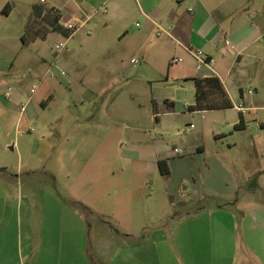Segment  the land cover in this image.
Wrapping results in <instances>:
<instances>
[{"label":"rangeland","instance_id":"rangeland-1","mask_svg":"<svg viewBox=\"0 0 264 264\" xmlns=\"http://www.w3.org/2000/svg\"><path fill=\"white\" fill-rule=\"evenodd\" d=\"M102 1L83 0L89 13L85 20L93 16L82 25L73 0H0V177L8 188L5 196L36 201L54 194L89 219L88 208L97 200L110 209L114 200L126 208L128 201L151 198L152 214L162 210L160 215L169 218L182 209L174 201L178 180L160 174L158 159L174 148L190 155L196 154L192 147L202 146L200 167L216 161L228 170L237 186L235 200L264 203V58L253 61L245 54L228 79L226 65L214 58L213 67L226 78L236 105L248 107L244 112H189L195 98L189 77L199 71L185 60L171 64L174 44L158 38L142 20L138 1L145 5L144 0H108V14L100 10ZM34 6L45 9L41 16ZM52 7L78 30L68 40L53 34L24 47L25 27L31 34L44 32L61 16ZM66 41L58 53L56 45ZM41 46L47 49V62L35 70L24 59L38 56ZM220 47L224 54H235L225 41ZM255 47L264 55V42ZM52 63L59 68L55 77L47 74ZM166 99L176 107L172 113H166ZM241 113L245 127L239 129ZM135 225L139 232L154 223Z\"/></svg>","mask_w":264,"mask_h":264},{"label":"crops","instance_id":"crops-1","mask_svg":"<svg viewBox=\"0 0 264 264\" xmlns=\"http://www.w3.org/2000/svg\"><path fill=\"white\" fill-rule=\"evenodd\" d=\"M73 1V11L80 15L77 20H85V14L89 13L83 0ZM89 1L95 3L98 0ZM144 2L145 5L138 1L142 20L154 28L155 35L156 23L171 27L172 36L160 38L174 44L175 52L187 61L193 72L197 71L195 60L186 47L203 50L212 58L213 64L216 56L226 65L227 79L232 76L234 65L246 60L245 54L253 61L264 58L255 47L258 42H264L260 40L264 35V0ZM102 3L108 5V0ZM52 8L60 12L62 20L61 9ZM53 34L65 37L54 31L47 39H38L24 47L45 42ZM222 41L231 45L235 54H224L220 47ZM46 52V47H39L38 56L28 55L25 64L32 62L34 69L39 70L47 62ZM177 54L172 58L178 57ZM216 72L233 104L228 109L243 104L236 105L226 78ZM199 76L200 73L194 72L190 81ZM246 96L244 92L242 98ZM195 101L196 95L192 105ZM166 104V113H172L174 103L166 99ZM241 114L236 125L244 119ZM156 121H160L159 113H156ZM191 150L196 154L178 155L164 151L158 159V162L165 160L170 169L169 175H164L158 164L160 174L176 176L178 180L174 201L181 204L182 209L169 218L160 215L162 210L152 214L151 198L128 201L126 208L114 200L110 209L102 205L101 199L97 200L94 207L90 205L91 209L84 206L88 208V214L93 215L90 219L73 210L69 201L54 194L36 201L9 200L0 177V264H264V203L235 200L234 176L220 168L216 161L212 166L200 167L203 147L195 146ZM3 172L1 170L0 175ZM94 192L99 198L98 191ZM251 194L254 193H248V197ZM101 214L113 219H103ZM136 223L154 225L137 232Z\"/></svg>","mask_w":264,"mask_h":264},{"label":"trees","instance_id":"trees-1","mask_svg":"<svg viewBox=\"0 0 264 264\" xmlns=\"http://www.w3.org/2000/svg\"><path fill=\"white\" fill-rule=\"evenodd\" d=\"M51 9L52 11H54V8ZM34 10H35V15L41 16V14L45 9H43V7L41 6H34ZM7 14H9V10L7 11ZM60 19L61 18L59 16L55 19V22H53V24H48L50 26V29L48 30L46 29L44 32L41 31V32H36L35 34H31L32 31H28V29L25 27V31L22 36L23 44L29 45L30 43L35 42L38 39L45 40L47 39L48 34L54 31L61 32L65 36V38H70L73 35L74 31L64 28L60 24ZM191 80L193 81L195 87L196 101L194 105L189 106L188 109L190 111L194 112V111L221 110V109H228L233 107L229 94L219 77L199 76V77H194ZM244 127H245V122L244 119L242 118L240 123L236 125V128L241 129ZM158 164L161 173L164 175H169L170 169L168 167L167 162L165 160H160Z\"/></svg>","mask_w":264,"mask_h":264},{"label":"built area","instance_id":"built-area-1","mask_svg":"<svg viewBox=\"0 0 264 264\" xmlns=\"http://www.w3.org/2000/svg\"><path fill=\"white\" fill-rule=\"evenodd\" d=\"M42 2H45V0H41ZM100 10L103 12V13H107L108 12V7H107V4L104 3L101 7H100ZM98 12V11H96ZM93 14L88 16L86 20H84L82 22V25H84L88 20H90V18H92ZM60 24L64 27V28H67V29H70L73 32V34L76 32V30H78L77 27H75L74 24H72L71 21H67V22H63L62 20H60ZM156 26H157V31H156V35L157 37H162V36H172V33H171V27L169 26H166L165 24L163 23H156ZM69 38H67L68 40ZM260 40H264V35L261 36ZM229 43V42H227ZM67 47V41L66 42H62L60 44H57L56 45V49L59 52L63 51L65 48ZM187 51L190 53V55L193 57V59L195 60V65H196V69L197 71H199V73L201 74V76L203 77H211V76H217L219 77V75L217 74L216 70L214 69L213 67V60L212 58H210L203 50H194V49H191L189 47H186ZM184 61V58L183 57H174L172 58L171 60V64H180ZM132 62L134 64H139L140 63V60H137V59H133ZM54 66V67H53ZM55 68L59 69L58 66L56 64H52V67H50V69L47 71V74H49L50 76H56V71H55ZM205 70H208V72H204ZM61 74L62 75H66L65 71L64 70H61ZM38 88V85H34L33 86V90L34 92L37 90ZM249 94H252L254 93L253 90H249L248 92ZM9 94V93H8ZM237 108L241 111H245L246 108L244 105H239L237 106ZM174 152L175 154H178V155H184L182 150L179 149V148H174Z\"/></svg>","mask_w":264,"mask_h":264}]
</instances>
